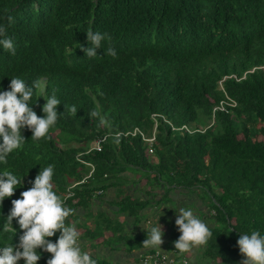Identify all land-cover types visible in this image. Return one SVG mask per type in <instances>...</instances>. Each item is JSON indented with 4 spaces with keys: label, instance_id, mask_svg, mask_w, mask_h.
<instances>
[{
    "label": "trees",
    "instance_id": "obj_1",
    "mask_svg": "<svg viewBox=\"0 0 264 264\" xmlns=\"http://www.w3.org/2000/svg\"><path fill=\"white\" fill-rule=\"evenodd\" d=\"M9 15L6 34L16 53L0 49V88L8 90L14 76L26 85L35 81L30 103L55 93L57 112L64 113L47 138L33 141L22 130L25 143L0 165V171L23 175L22 187L0 203V219L40 167L53 165V190L66 198L72 182L88 173L76 156L96 137L135 128L149 135L157 115V163L140 136L109 137L102 152L84 156L95 171L65 199L72 209L66 223L96 191L117 183L122 173L139 171L150 185L164 188L159 205L175 190L199 192L210 213L193 211L210 223L212 236L192 264H241L239 233L264 232V142L257 140L264 137V0H0V22ZM88 29L110 35L102 48L113 47L115 58L102 48L97 57L84 56L79 45L87 47ZM43 96L32 106L38 116ZM73 105L77 112L69 115ZM92 111L96 118L89 117ZM200 119L214 123L200 129ZM122 203L136 216L151 201L125 197ZM13 227L16 233L0 236V245L11 243L13 234L17 244L22 230L15 219ZM58 234L48 239L54 242ZM50 255L42 252L37 264Z\"/></svg>",
    "mask_w": 264,
    "mask_h": 264
},
{
    "label": "clouds",
    "instance_id": "obj_2",
    "mask_svg": "<svg viewBox=\"0 0 264 264\" xmlns=\"http://www.w3.org/2000/svg\"><path fill=\"white\" fill-rule=\"evenodd\" d=\"M4 19L7 23L0 22V49L14 56L15 42L6 34L7 28L13 23V17L9 15ZM85 34L87 47L81 45L79 47L84 56L89 58L99 56L97 49L102 48V42L111 40L107 32L88 29ZM102 49L104 54L116 57L113 47ZM37 87L35 81L26 85L25 79L14 76L10 79L8 90L0 88V165H6L9 155L25 143L22 130L27 128L33 141L47 138L49 129L64 113L57 112V105L61 102L53 93L47 97L36 95V98L43 96L45 100L41 106L43 115L38 116L32 107L36 98L34 103H30ZM76 112L77 108L74 105L68 108L69 115H75ZM97 116L96 111L89 114L90 118ZM53 172L52 164L40 167L38 174L30 182L31 187L21 191L19 198L11 199L7 216L0 219V236L9 233L10 229L16 233L17 229L13 227L14 219L22 232L16 245L12 243L14 234L10 237L11 243L0 245V264H18L21 259L23 264H37L42 252L51 254L46 264H98L97 258L82 250L75 226L66 223L72 209L66 206V198L53 190ZM22 176L10 170L0 171V203L11 197L17 188L22 187ZM174 209L176 212L174 223L180 233L173 241L174 250L183 254L195 246L205 245L212 236L208 224L194 214L192 207ZM144 228L146 238L142 245L160 249L164 233L158 220L151 226L144 225ZM57 232L59 234L54 242L48 239ZM236 244L243 256L241 264H264V232L257 229L239 233Z\"/></svg>",
    "mask_w": 264,
    "mask_h": 264
},
{
    "label": "crops",
    "instance_id": "obj_3",
    "mask_svg": "<svg viewBox=\"0 0 264 264\" xmlns=\"http://www.w3.org/2000/svg\"><path fill=\"white\" fill-rule=\"evenodd\" d=\"M84 170L87 171L83 168L82 171ZM131 172L119 175L117 183L106 190H98L103 193L73 214V219L68 223L73 224L78 231L82 250L104 264H141V256L153 250H161L178 260L187 258L188 252L186 255L180 254L174 250L173 245V241L177 239L172 234V222L176 218L174 208L186 207L176 200L181 193L172 191L170 199L159 205L164 196V188L150 185L142 174ZM182 195L185 197L187 194ZM125 197L139 202L150 200L151 204L134 216L122 209ZM77 202L75 200L74 203ZM157 220L164 233L160 249L145 247L142 245L146 238L144 225L151 226ZM203 246H195L198 250L194 251L192 248L189 253L195 254L198 260Z\"/></svg>",
    "mask_w": 264,
    "mask_h": 264
},
{
    "label": "built area",
    "instance_id": "obj_4",
    "mask_svg": "<svg viewBox=\"0 0 264 264\" xmlns=\"http://www.w3.org/2000/svg\"><path fill=\"white\" fill-rule=\"evenodd\" d=\"M232 106H235V104H231ZM220 110L224 111V107L221 106L220 108H218ZM157 115H154L152 118L155 121V125L154 128L151 132L150 135H147L144 131H142L139 128H135L133 131H127V132H119L116 133L115 135H105V136H98L96 137L93 142L91 143L89 149L84 152V153H80L76 156V160L82 164L84 167H86V169L88 170L87 175L84 177L82 182L79 183H74L72 185V187H70V191L66 196V199L70 198L73 196V194L71 193V189H73L74 187L85 183L89 178H91L93 176V173L95 171V166L91 163V162H87L84 159L85 155H89L92 153H100L103 151V147L104 144L107 142L109 137H114L116 138L118 141H120V139L122 137H137L140 136L141 139L143 140V142L146 144L147 146V156H152L155 153V149L158 146V140H157V120H156ZM214 123V121L210 124L212 125ZM170 124V123H169ZM173 130H176L174 128H172ZM184 129H186L184 127ZM103 192L102 191H96L94 193V198L97 196H100ZM141 264H189V261L187 258H183L178 260L175 256L169 255L165 252H162L161 250H153L150 252H146L141 256Z\"/></svg>",
    "mask_w": 264,
    "mask_h": 264
},
{
    "label": "rangeland",
    "instance_id": "obj_5",
    "mask_svg": "<svg viewBox=\"0 0 264 264\" xmlns=\"http://www.w3.org/2000/svg\"><path fill=\"white\" fill-rule=\"evenodd\" d=\"M44 86H45V83L43 84V86H42V89H41V91H43V88H44ZM213 122V119H212V121L210 120V121H207V122H204V121H202V119H200V121H198V123H197V126L200 128V129H203V128H205V125H208V123H212ZM171 126H172V124H170ZM261 126H263L262 125V123H259L258 125H257V127L258 128H261ZM172 128H173V126H172ZM174 131H176V130H174ZM151 134V133H150ZM149 134V135H150ZM54 137H56V134L54 135ZM257 140H259V141H262V142H264V137L263 136H258L257 137ZM149 160H151V162L153 163V164H156L157 163V159L155 158V156L153 157V155L152 156H150L149 155ZM86 168V167H85ZM83 169V168H82ZM81 169V170H82ZM80 170V171H81ZM138 171H136V174H138V175H141V174H143L142 172H139V173H137ZM132 173V172H131ZM134 174V173H133ZM87 174L85 173L84 174V177L86 176ZM181 193H183V192H181ZM183 194H186V193H183ZM198 194H199V192H197L196 194H187L185 197L182 195V194H180V195H178L177 196V198H176V200H178L179 202L178 203H182L183 204V206H188V207H192V208H196V209H198L199 211H202V212H204V213H206L207 214V216L209 215V210L207 209V207H206V205H204V203L202 202V201H200L199 200V198H198ZM178 206V205H177ZM178 207H180V206H178ZM174 211H175V209H174ZM197 211V210H196ZM196 211H194V213L195 214H199L198 212H196ZM208 225H210V223L206 220V219H203ZM193 250L194 251H196V250H198V248L196 247V248H194L193 247ZM193 251V252H194ZM202 252V251H201ZM185 255H186V253H184ZM184 257V256H183ZM197 256H195V254H193V255H191V253H189L188 252V256H187V259H188V261H189V264H192V263H194L195 262V260H196V262H197ZM243 260V259H242ZM241 260V261H242Z\"/></svg>",
    "mask_w": 264,
    "mask_h": 264
}]
</instances>
